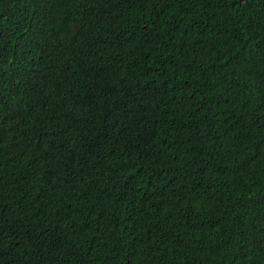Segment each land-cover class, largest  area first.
<instances>
[{
    "label": "trees",
    "instance_id": "obj_1",
    "mask_svg": "<svg viewBox=\"0 0 264 264\" xmlns=\"http://www.w3.org/2000/svg\"><path fill=\"white\" fill-rule=\"evenodd\" d=\"M0 264H264V0H0Z\"/></svg>",
    "mask_w": 264,
    "mask_h": 264
}]
</instances>
